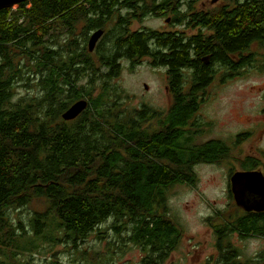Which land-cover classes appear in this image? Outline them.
Masks as SVG:
<instances>
[{
	"label": "trees",
	"instance_id": "1",
	"mask_svg": "<svg viewBox=\"0 0 264 264\" xmlns=\"http://www.w3.org/2000/svg\"><path fill=\"white\" fill-rule=\"evenodd\" d=\"M115 2L27 0L15 10H0V227L6 223L7 209L38 199L45 207L35 212L34 235L42 234L43 224L53 223L75 245L113 217L115 231L127 229L130 241L146 251L141 264H163L181 234L168 215V188L194 183L193 165L220 161L228 154V146L220 140L193 143L197 109L193 99L177 102L166 116L155 109H123L106 81L101 92L94 94L101 76H116L117 54L113 45L90 53L78 46L73 35L79 23L85 24L83 40L89 31L104 27ZM231 4L215 20L199 14L203 25L214 26L215 36L192 37L198 61L203 54L211 53L212 60L226 59L232 52L237 69L253 61V44L264 47V0H232ZM61 26L72 38L58 49L52 32ZM155 36L159 45L170 40L163 34ZM170 41L174 44L170 63L177 76V68L193 60L184 47L175 45L176 39ZM125 42L133 54L147 53L143 33L135 32ZM166 57L162 54L161 62ZM25 60L39 76L42 94L14 102V82L22 78ZM84 74L89 80L78 86ZM81 98L88 101L86 109L72 120L63 119L62 113ZM248 135H238L239 140ZM248 161L245 169L259 165L253 158ZM235 207V212L218 214L221 221L212 224L218 236L215 264H264V252L241 259L228 239L233 231L242 236L264 235V211ZM6 234L17 235L11 244L22 251L37 247L32 237L23 239L24 234L12 228Z\"/></svg>",
	"mask_w": 264,
	"mask_h": 264
},
{
	"label": "rangeland",
	"instance_id": "2",
	"mask_svg": "<svg viewBox=\"0 0 264 264\" xmlns=\"http://www.w3.org/2000/svg\"><path fill=\"white\" fill-rule=\"evenodd\" d=\"M202 1L206 7L213 4L212 0ZM17 8L18 4L12 6L14 10ZM114 23L109 21L105 24L109 31L113 30ZM143 25L166 29L164 19L154 16L135 22L133 27ZM77 29L73 36L77 37L78 46H82L83 38L79 32L81 25ZM52 34L56 48L60 45L63 47L72 38V34L62 26L56 27ZM104 47L106 49L107 45ZM251 49L255 51L253 61L234 69L227 82L220 83L215 79L200 96L201 101L192 120L193 143L199 145L209 140L224 141L228 146V154L217 162L194 164V183H175L168 188V215L178 224L181 234L176 247L163 264H207L212 257L214 261L211 260V264H215L218 252L212 224L221 221L216 217L221 212L237 210L230 190L232 172L249 168L248 164H243L250 163V158L259 164L254 169L263 171L264 47L253 44ZM121 62V69L116 76H101L96 81L94 94L101 92V85L106 81L123 109L148 108L164 113V67L151 65L147 57L134 63V66L126 60ZM24 63L22 78L14 82V102L39 98L42 94L38 86L39 76L32 73V63L26 60ZM79 79L78 86L85 85L89 80L85 74ZM154 121L152 119L147 125ZM246 133L249 135L239 140L238 135ZM44 207L41 200L35 199L7 209L4 215L6 223L0 227V249H3L0 264H141L146 251L130 241L127 229L120 233L115 231L112 225L116 221L113 217L107 218L75 245L64 230L53 223L43 224L42 234L34 235L32 224L35 212H42ZM8 227L14 229L16 234L23 233V239L32 237L37 247L29 251L15 248L11 241L17 235L6 234ZM228 239L240 251L241 259L256 258L264 252V235L242 236L238 231H233Z\"/></svg>",
	"mask_w": 264,
	"mask_h": 264
},
{
	"label": "flooded vegetation",
	"instance_id": "3",
	"mask_svg": "<svg viewBox=\"0 0 264 264\" xmlns=\"http://www.w3.org/2000/svg\"><path fill=\"white\" fill-rule=\"evenodd\" d=\"M161 3L164 4V7H162ZM231 3L232 0H230V2L216 0L211 7H206L202 0H116L115 6L112 9L113 13L108 20V22L114 21V24L117 26L112 37L109 41H106V39L108 40V34L110 32L106 25H104V27L94 28L87 33L81 47L86 48L92 53L98 50V48L99 50H104L105 44L107 47L113 45L111 49L117 54V62L119 64L116 74H118L121 69L122 60H126L131 66H134V63H139L143 58L147 57L151 65L163 66L166 91V108L164 110V115H170L172 107H174L177 102H183L186 99H193L196 101L198 108V104L201 101L200 96L205 88L215 79L223 83L227 82L231 77L235 69V55L230 52L227 53L226 59L215 57L210 60L211 53H208L203 54L198 61L196 46L191 42V39L199 35L201 37L203 36V38L215 36L214 26L203 25L202 17L199 14L204 13L207 15V18L210 17L212 20H215L218 18L217 14L224 8L229 9L232 5ZM155 4L156 8L153 6ZM150 16L164 19L166 29L160 30L146 25L142 27H133L135 22ZM78 25L84 27L85 24L79 23ZM97 29H103V34L96 42L94 49L90 51L88 48V41L91 34ZM79 32L81 33L83 31L80 30ZM135 32L144 34L146 46L148 48L147 53L138 55L129 51L128 43H126L125 40ZM156 34H163L166 38L170 40L173 39V41L176 39L177 42L175 45L184 47L188 52L189 60H193V63L179 66L177 68V76H175L172 72L170 63V55L174 44L167 39L168 42L165 45H159L156 40ZM103 41H106V43L103 44ZM215 44L217 45V42H215ZM215 47L216 46H214V49L216 50ZM108 49L110 50V48ZM162 54L167 56L163 62L160 60ZM194 61L196 63H194ZM203 76H205L206 79L201 83L199 79H202ZM213 232L216 239H218L215 230H213Z\"/></svg>",
	"mask_w": 264,
	"mask_h": 264
},
{
	"label": "water",
	"instance_id": "4",
	"mask_svg": "<svg viewBox=\"0 0 264 264\" xmlns=\"http://www.w3.org/2000/svg\"><path fill=\"white\" fill-rule=\"evenodd\" d=\"M24 1L27 0H0V10L10 8ZM212 1L215 2L216 0ZM102 34L103 29H97L91 34L88 41L90 51L94 49ZM87 106V99H78L62 113V117L65 120H72L85 110ZM230 190L235 204L244 211H264V173L262 170H235L230 176Z\"/></svg>",
	"mask_w": 264,
	"mask_h": 264
}]
</instances>
